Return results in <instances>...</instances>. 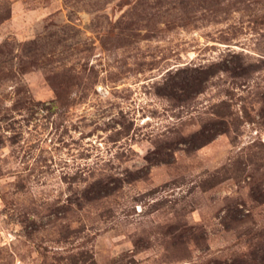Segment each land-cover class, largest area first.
I'll return each mask as SVG.
<instances>
[{"label":"rangeland","instance_id":"374dc122","mask_svg":"<svg viewBox=\"0 0 264 264\" xmlns=\"http://www.w3.org/2000/svg\"><path fill=\"white\" fill-rule=\"evenodd\" d=\"M0 264H264V0H0Z\"/></svg>","mask_w":264,"mask_h":264}]
</instances>
